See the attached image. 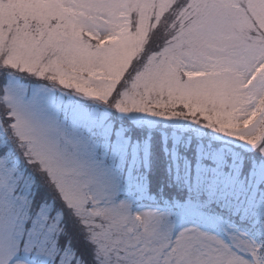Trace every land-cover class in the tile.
I'll use <instances>...</instances> for the list:
<instances>
[{
    "label": "snow or ice",
    "instance_id": "obj_1",
    "mask_svg": "<svg viewBox=\"0 0 264 264\" xmlns=\"http://www.w3.org/2000/svg\"><path fill=\"white\" fill-rule=\"evenodd\" d=\"M0 264H264V0H0Z\"/></svg>",
    "mask_w": 264,
    "mask_h": 264
}]
</instances>
